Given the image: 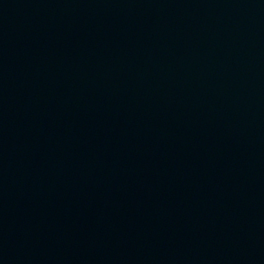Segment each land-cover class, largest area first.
Masks as SVG:
<instances>
[{
	"label": "water",
	"instance_id": "obj_1",
	"mask_svg": "<svg viewBox=\"0 0 264 264\" xmlns=\"http://www.w3.org/2000/svg\"><path fill=\"white\" fill-rule=\"evenodd\" d=\"M0 264H264V0H0Z\"/></svg>",
	"mask_w": 264,
	"mask_h": 264
}]
</instances>
